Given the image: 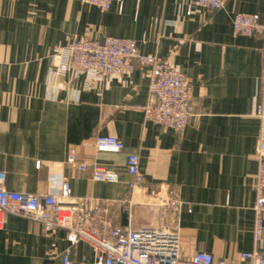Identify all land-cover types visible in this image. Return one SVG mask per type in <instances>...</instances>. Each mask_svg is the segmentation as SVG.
Instances as JSON below:
<instances>
[{"label": "crops", "instance_id": "obj_1", "mask_svg": "<svg viewBox=\"0 0 264 264\" xmlns=\"http://www.w3.org/2000/svg\"><path fill=\"white\" fill-rule=\"evenodd\" d=\"M237 14L264 23V0H225L219 11L187 0H123L120 12L115 3L101 12L81 0H0V172L6 189L59 196L67 182L75 200L111 205L89 223L92 228L176 230L183 257L264 255V232L262 243H253L252 210L264 38L233 35ZM84 36L132 40L139 54L181 71L193 95L185 130L145 119L153 98L146 69L136 62L130 75L102 81L54 75L64 61L61 51ZM96 136L118 139L123 150L97 152ZM69 154L76 165L114 172L118 182L91 180L66 163ZM131 155L143 178L134 189L126 172ZM2 220L0 264H63L67 249L72 264L92 262L91 246L80 241L71 247L62 229L45 232L12 215Z\"/></svg>", "mask_w": 264, "mask_h": 264}, {"label": "built area", "instance_id": "obj_2", "mask_svg": "<svg viewBox=\"0 0 264 264\" xmlns=\"http://www.w3.org/2000/svg\"><path fill=\"white\" fill-rule=\"evenodd\" d=\"M199 9L219 11L225 0H187ZM85 6H91L106 12L116 4L120 12L123 0H81ZM190 11L187 12V15ZM235 36L264 38V23L257 15L237 14L232 21ZM61 54L64 61L54 69V75L86 76L102 81L112 76H128L134 70L133 63L146 69L149 81V93L153 98L144 109L145 119L154 125L181 133L187 127L192 116V90L189 80L181 71L173 68L152 55L139 54L136 43L129 39L108 38L104 41L84 36L75 39ZM255 116L260 122L256 160L258 168L255 175L256 200L253 205L255 216L253 243L258 247L263 240L264 232V72L260 103L256 106ZM94 146L99 153L117 154L123 150V144L111 136H96ZM69 165L87 175L91 180L116 184L118 177L114 172L99 167L87 168L76 165L73 154L66 159ZM126 172L132 181L130 189L141 185L143 178L138 169V158L128 156ZM6 175L0 172V228L2 217L12 215L29 219L41 224L45 232L62 229L66 240L73 247L80 241L87 242L93 251L91 264H264V255L257 251L239 254L238 261H215L210 255L198 252L191 257H183L180 248V236L176 230L154 228H116L107 232L92 228L89 223L109 212L111 205L106 202L75 200L70 185H62L59 196L24 194L10 192L5 187ZM179 211L175 203L170 204ZM71 250L67 249L62 256L63 264H72Z\"/></svg>", "mask_w": 264, "mask_h": 264}, {"label": "water", "instance_id": "obj_3", "mask_svg": "<svg viewBox=\"0 0 264 264\" xmlns=\"http://www.w3.org/2000/svg\"><path fill=\"white\" fill-rule=\"evenodd\" d=\"M126 217H127V214L126 213H123L122 214V220H123L124 223L126 222Z\"/></svg>", "mask_w": 264, "mask_h": 264}]
</instances>
